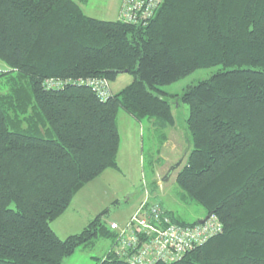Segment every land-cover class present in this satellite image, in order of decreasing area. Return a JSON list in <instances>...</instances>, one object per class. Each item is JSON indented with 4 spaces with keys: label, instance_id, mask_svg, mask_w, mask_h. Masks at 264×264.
<instances>
[{
    "label": "trees",
    "instance_id": "trees-1",
    "mask_svg": "<svg viewBox=\"0 0 264 264\" xmlns=\"http://www.w3.org/2000/svg\"><path fill=\"white\" fill-rule=\"evenodd\" d=\"M0 61V77L16 73L0 94V264H63L114 243L102 215L66 239L51 224L119 170L120 110L164 131L176 102L189 107L191 142L177 186L224 231L158 264H264V0H165L146 25L89 17L75 0H0ZM217 66L181 95L161 89ZM126 72L133 82L106 101L86 83ZM111 249L96 264H130Z\"/></svg>",
    "mask_w": 264,
    "mask_h": 264
},
{
    "label": "rangeland",
    "instance_id": "rangeland-1",
    "mask_svg": "<svg viewBox=\"0 0 264 264\" xmlns=\"http://www.w3.org/2000/svg\"><path fill=\"white\" fill-rule=\"evenodd\" d=\"M122 1L86 0L81 6L89 17L116 21L120 20ZM5 68L0 61V72ZM222 69V66L199 69L161 89L167 95H181L187 87L209 79ZM15 76L16 73H12L0 77V94L10 91L8 78ZM133 80L131 74L122 73L116 81L109 83L110 90L117 94ZM173 107L175 130L173 126L164 131L158 130L152 121L146 119L138 122L120 110L119 170H107L78 192L66 212L51 224L58 237L66 239L80 233L99 215H102L108 227L116 223L123 228L147 197L149 201L158 202L174 211L188 223L207 217L205 208L186 198L176 183L177 173L187 161L191 142L187 129L189 107L185 104L179 106L177 102ZM163 134L167 137L166 144H162ZM112 245V240L99 238L90 246L78 248L63 264H96L97 259H103Z\"/></svg>",
    "mask_w": 264,
    "mask_h": 264
},
{
    "label": "built area",
    "instance_id": "built-area-1",
    "mask_svg": "<svg viewBox=\"0 0 264 264\" xmlns=\"http://www.w3.org/2000/svg\"><path fill=\"white\" fill-rule=\"evenodd\" d=\"M165 0H123L120 20L125 23L146 25L158 13ZM101 101L111 96L108 81L103 79L86 82ZM61 81L46 82L47 89H59ZM115 235L111 251L130 264H158L179 261L189 252L203 246L224 231L215 214L204 223L182 225L173 221L162 205L149 201L141 203L130 221L123 228L112 223Z\"/></svg>",
    "mask_w": 264,
    "mask_h": 264
},
{
    "label": "crops",
    "instance_id": "crops-1",
    "mask_svg": "<svg viewBox=\"0 0 264 264\" xmlns=\"http://www.w3.org/2000/svg\"><path fill=\"white\" fill-rule=\"evenodd\" d=\"M76 2H78L79 4H80V6H81V3H85L86 2V0H75ZM82 7V6H81ZM83 9V8H82ZM175 127H176V125L174 126V130H175ZM167 143V142H166ZM165 143V144H166ZM164 209H165V211H167V212H171V213H173L179 220H181V221H183V222H186L185 220H183L179 215H177L174 211H172V210H169V209H167V208H165V207H163ZM205 218H198L197 219V221H194V222H192V223H199L201 220H204Z\"/></svg>",
    "mask_w": 264,
    "mask_h": 264
},
{
    "label": "water",
    "instance_id": "water-1",
    "mask_svg": "<svg viewBox=\"0 0 264 264\" xmlns=\"http://www.w3.org/2000/svg\"><path fill=\"white\" fill-rule=\"evenodd\" d=\"M207 218H208V216L204 220H201L199 223H204L207 220Z\"/></svg>",
    "mask_w": 264,
    "mask_h": 264
},
{
    "label": "bare ground",
    "instance_id": "bare-ground-1",
    "mask_svg": "<svg viewBox=\"0 0 264 264\" xmlns=\"http://www.w3.org/2000/svg\"><path fill=\"white\" fill-rule=\"evenodd\" d=\"M150 199V198H149ZM163 207V206H162ZM169 213V212H168Z\"/></svg>",
    "mask_w": 264,
    "mask_h": 264
}]
</instances>
